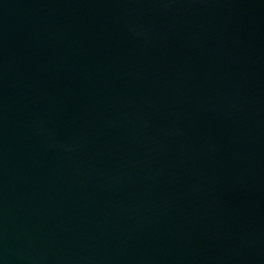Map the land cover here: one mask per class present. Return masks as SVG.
I'll list each match as a JSON object with an SVG mask.
<instances>
[{"label": "water", "instance_id": "1", "mask_svg": "<svg viewBox=\"0 0 264 264\" xmlns=\"http://www.w3.org/2000/svg\"><path fill=\"white\" fill-rule=\"evenodd\" d=\"M0 264H264V0H0Z\"/></svg>", "mask_w": 264, "mask_h": 264}]
</instances>
